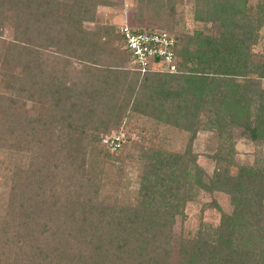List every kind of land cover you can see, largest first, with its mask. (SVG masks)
<instances>
[{"label":"trees","instance_id":"16d2710c","mask_svg":"<svg viewBox=\"0 0 264 264\" xmlns=\"http://www.w3.org/2000/svg\"><path fill=\"white\" fill-rule=\"evenodd\" d=\"M194 2V20L215 29L161 25L178 38L168 72L130 67L112 25L81 28L106 0H0V34H13L0 44V166L10 165L0 175V264H264V158L232 162L230 133L264 142V53L253 51L264 1ZM131 114L182 129L188 142L215 132L226 164L204 182L189 144L181 153L133 144L135 204L97 200L84 162L119 160L102 139ZM194 187L227 193L232 209L211 234L180 241L172 259V225Z\"/></svg>","mask_w":264,"mask_h":264},{"label":"rangeland","instance_id":"374dc122","mask_svg":"<svg viewBox=\"0 0 264 264\" xmlns=\"http://www.w3.org/2000/svg\"><path fill=\"white\" fill-rule=\"evenodd\" d=\"M107 5H97L94 20L82 21L81 28L91 31L97 23L112 25L114 29L123 22L131 23L136 27L160 29L161 25H170L176 29V33L184 28L187 32L204 26L205 31H214L212 22L195 21L193 18L194 0H153L147 10L139 14V7H143L147 0H106ZM168 1V2H167ZM258 0H248L253 4ZM264 1V0H263ZM143 4V5H142ZM169 5L173 8V15L169 17ZM175 19V22L173 20ZM173 30V29H172ZM260 38L253 47V51L264 53V19L259 30ZM13 36L11 27H3L0 34V44L11 39ZM264 88V80L260 84ZM8 92L3 87V77L0 72V93ZM25 112L34 113L36 109L30 102H25ZM231 140L233 141L234 154L231 161L235 164L249 165L255 159L264 158V142L251 141L244 135L239 134L240 129L231 128ZM111 139L116 138L122 150L111 149L119 160H108L88 157L84 162L85 170L93 175V187L96 189V199L102 202H117L135 204L137 200V189L141 177L142 163L135 156L137 149L132 148L133 144H140L146 147L164 149L171 152H183L189 144L190 153L196 156V164L204 171L203 180L208 181L214 168L224 166L225 159L216 157V145L218 137L215 132L199 130L191 142H188V132L182 129L158 123L150 118L131 114L128 125L120 128L119 131H110ZM117 142V141H116ZM130 157H126L125 152ZM98 161V162H97ZM221 162V163H220ZM9 158L5 159L0 166L1 173L10 169ZM91 165V166H90ZM229 173H234L235 167L228 165ZM0 176V181H1ZM188 200L184 203L182 216L176 215L172 225L171 258L175 259L180 241H186L196 237L197 233L211 234L221 215L229 214L232 206L229 195L223 191L212 190L207 192L201 188H192Z\"/></svg>","mask_w":264,"mask_h":264},{"label":"built area","instance_id":"2783aa9c","mask_svg":"<svg viewBox=\"0 0 264 264\" xmlns=\"http://www.w3.org/2000/svg\"><path fill=\"white\" fill-rule=\"evenodd\" d=\"M122 36L120 48L128 50L130 59L128 64L134 69L144 71L148 67L172 72L175 70L172 47L178 38L161 29L147 30L136 27L131 23L123 22L117 26ZM103 138L111 149L118 146V142Z\"/></svg>","mask_w":264,"mask_h":264}]
</instances>
